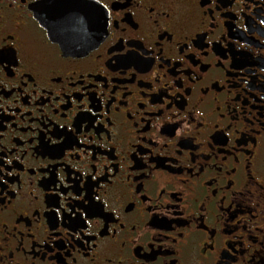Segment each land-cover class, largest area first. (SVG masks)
Masks as SVG:
<instances>
[{
  "label": "flooded vegetation",
  "instance_id": "1",
  "mask_svg": "<svg viewBox=\"0 0 264 264\" xmlns=\"http://www.w3.org/2000/svg\"><path fill=\"white\" fill-rule=\"evenodd\" d=\"M97 1L0 0V264H264V0Z\"/></svg>",
  "mask_w": 264,
  "mask_h": 264
},
{
  "label": "water",
  "instance_id": "2",
  "mask_svg": "<svg viewBox=\"0 0 264 264\" xmlns=\"http://www.w3.org/2000/svg\"><path fill=\"white\" fill-rule=\"evenodd\" d=\"M37 17L48 36L71 54L88 52L106 34L107 19L97 0H42Z\"/></svg>",
  "mask_w": 264,
  "mask_h": 264
},
{
  "label": "snow or ice",
  "instance_id": "3",
  "mask_svg": "<svg viewBox=\"0 0 264 264\" xmlns=\"http://www.w3.org/2000/svg\"><path fill=\"white\" fill-rule=\"evenodd\" d=\"M4 58V50L2 49V47H0V62L3 61Z\"/></svg>",
  "mask_w": 264,
  "mask_h": 264
}]
</instances>
